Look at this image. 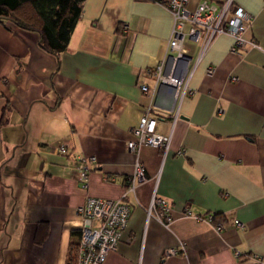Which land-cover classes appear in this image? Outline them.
Returning a JSON list of instances; mask_svg holds the SVG:
<instances>
[{"label": "crops", "instance_id": "1", "mask_svg": "<svg viewBox=\"0 0 264 264\" xmlns=\"http://www.w3.org/2000/svg\"><path fill=\"white\" fill-rule=\"evenodd\" d=\"M165 1L83 0L58 56L37 31L0 19V264L68 262L77 207L125 191L135 161L129 129L149 104L170 147L165 155L141 147L145 179L124 198L127 226L104 264H264V0H234L258 46L233 52V37L220 33L201 50L184 36L192 93L178 97L170 85L154 87L148 71L176 53ZM61 142L66 154L55 151ZM90 156L84 187L78 161ZM154 192L171 206L170 228L147 217ZM185 208L217 214L222 229ZM173 246L181 249L164 257Z\"/></svg>", "mask_w": 264, "mask_h": 264}, {"label": "built area", "instance_id": "2", "mask_svg": "<svg viewBox=\"0 0 264 264\" xmlns=\"http://www.w3.org/2000/svg\"><path fill=\"white\" fill-rule=\"evenodd\" d=\"M165 8L172 16L169 46L176 50L170 58L171 63L165 66L161 60L148 68L153 80V86L170 85L174 90L175 97L186 93H192L187 86L188 58H184L186 48L183 38L188 35L198 41L201 50H204L214 36L226 33L233 37L234 43L231 50L237 52L239 48L247 45L258 46L256 41L247 38L244 33L247 29V13L235 3L234 0H201L196 6L191 7L189 0H166ZM213 68H208L211 74ZM236 80V76H231ZM144 92L151 91L147 84H140ZM158 114L156 107L149 104L139 117L136 124L129 129L132 137L127 140V150L135 156L133 170L125 179V191L120 197L108 198L88 196L77 207V213L81 219L79 241L77 245V257L75 264H104L109 251L117 248L123 232L127 226L130 213V205L125 201L128 191L135 190L138 182L145 179V170L139 159V151L142 146L148 145L157 148L163 155L170 147V134L161 133L156 124ZM69 149L67 142H61L55 147L57 153L66 154ZM181 153V150L178 151ZM96 164V158L80 157L78 161V182L81 186H87L88 173L91 166ZM147 217H154L164 226L170 228L173 223L171 206L162 196L154 192L146 208ZM213 212L203 215L191 214L188 208L183 211V216H191L197 220L213 223ZM234 223L241 226L239 220ZM216 231L222 229V222L213 223ZM181 248H165L164 257L176 254Z\"/></svg>", "mask_w": 264, "mask_h": 264}, {"label": "trees", "instance_id": "3", "mask_svg": "<svg viewBox=\"0 0 264 264\" xmlns=\"http://www.w3.org/2000/svg\"><path fill=\"white\" fill-rule=\"evenodd\" d=\"M83 0H0V19L35 30L40 45L58 56L67 48L71 33L82 11ZM217 214H214L213 221ZM77 246L66 264H75Z\"/></svg>", "mask_w": 264, "mask_h": 264}, {"label": "water", "instance_id": "4", "mask_svg": "<svg viewBox=\"0 0 264 264\" xmlns=\"http://www.w3.org/2000/svg\"><path fill=\"white\" fill-rule=\"evenodd\" d=\"M183 56H184V58H188V57H189V55H188V54H184Z\"/></svg>", "mask_w": 264, "mask_h": 264}]
</instances>
